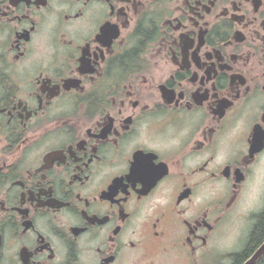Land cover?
Wrapping results in <instances>:
<instances>
[{
	"label": "flooded vegetation",
	"instance_id": "af4514ba",
	"mask_svg": "<svg viewBox=\"0 0 264 264\" xmlns=\"http://www.w3.org/2000/svg\"><path fill=\"white\" fill-rule=\"evenodd\" d=\"M263 215L264 0H0V264H244Z\"/></svg>",
	"mask_w": 264,
	"mask_h": 264
},
{
	"label": "rangeland",
	"instance_id": "374dc122",
	"mask_svg": "<svg viewBox=\"0 0 264 264\" xmlns=\"http://www.w3.org/2000/svg\"><path fill=\"white\" fill-rule=\"evenodd\" d=\"M239 228H240V223H238L237 221H233L232 226H229L230 231L227 233L226 237H225V241L224 244L226 247H229L233 244H235L237 237H238V233H239ZM156 264H189L188 261H186L185 259H174V258H170L168 260H165L163 262L158 261ZM197 264H213V261L209 260H198Z\"/></svg>",
	"mask_w": 264,
	"mask_h": 264
},
{
	"label": "water",
	"instance_id": "95a60500",
	"mask_svg": "<svg viewBox=\"0 0 264 264\" xmlns=\"http://www.w3.org/2000/svg\"><path fill=\"white\" fill-rule=\"evenodd\" d=\"M263 253H264V243L244 264H255Z\"/></svg>",
	"mask_w": 264,
	"mask_h": 264
},
{
	"label": "trees",
	"instance_id": "16d2710c",
	"mask_svg": "<svg viewBox=\"0 0 264 264\" xmlns=\"http://www.w3.org/2000/svg\"><path fill=\"white\" fill-rule=\"evenodd\" d=\"M262 218L264 219V215L262 216ZM261 227L259 226L258 229L256 230V233L254 234L255 236H258L261 234ZM237 262H240V259H237ZM258 264H264V262H259Z\"/></svg>",
	"mask_w": 264,
	"mask_h": 264
}]
</instances>
